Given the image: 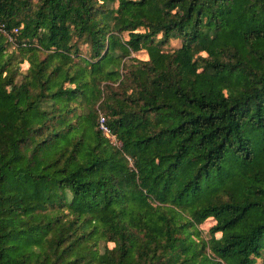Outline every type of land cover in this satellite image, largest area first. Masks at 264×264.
Masks as SVG:
<instances>
[{"label": "trees", "instance_id": "1", "mask_svg": "<svg viewBox=\"0 0 264 264\" xmlns=\"http://www.w3.org/2000/svg\"><path fill=\"white\" fill-rule=\"evenodd\" d=\"M0 26V264H256L264 0H0Z\"/></svg>", "mask_w": 264, "mask_h": 264}, {"label": "rangeland", "instance_id": "2", "mask_svg": "<svg viewBox=\"0 0 264 264\" xmlns=\"http://www.w3.org/2000/svg\"><path fill=\"white\" fill-rule=\"evenodd\" d=\"M179 45H180L179 40H177V39L171 40L170 43L165 47V49L172 51L175 48H177ZM82 47H83V53H85L87 48L85 45H83ZM131 56H135V57L140 58V59H146L148 57L145 49H141L135 53H132ZM26 67H27V63H24L22 65V69H25ZM214 223H215V221L212 218H208L199 226V229L201 230V234H202L203 238H205V239L209 238L208 229ZM263 260H264V252L262 253V256L256 260V264H261Z\"/></svg>", "mask_w": 264, "mask_h": 264}, {"label": "built area", "instance_id": "3", "mask_svg": "<svg viewBox=\"0 0 264 264\" xmlns=\"http://www.w3.org/2000/svg\"><path fill=\"white\" fill-rule=\"evenodd\" d=\"M0 30L6 34L7 31L3 28V26H0ZM14 31H17L16 28L13 29ZM98 125H99V129L102 131V133L110 139V141L113 143V144H116V137L113 133H111L110 129L108 128V126L106 125L105 123V118L104 116L100 113L99 114V119H98Z\"/></svg>", "mask_w": 264, "mask_h": 264}]
</instances>
